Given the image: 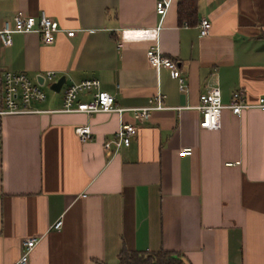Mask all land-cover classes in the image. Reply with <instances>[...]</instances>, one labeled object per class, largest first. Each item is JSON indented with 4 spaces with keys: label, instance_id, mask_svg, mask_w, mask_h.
<instances>
[{
    "label": "crops",
    "instance_id": "1",
    "mask_svg": "<svg viewBox=\"0 0 264 264\" xmlns=\"http://www.w3.org/2000/svg\"><path fill=\"white\" fill-rule=\"evenodd\" d=\"M154 3L0 0V29L17 10L62 29L49 44L34 32L0 41V76H64L57 92L41 86L44 100L31 103L39 112L0 115V264L14 263L26 238L27 264H114L123 248L175 251L188 264H264V108L223 107L216 130L198 126L196 109L212 85L224 105L234 90L247 104L264 96V0H170L160 19ZM154 42L183 90L167 68L148 65ZM87 78L124 109L56 111L62 89ZM157 94L162 108L136 123L127 108ZM120 122H134L135 134L105 150Z\"/></svg>",
    "mask_w": 264,
    "mask_h": 264
},
{
    "label": "built area",
    "instance_id": "2",
    "mask_svg": "<svg viewBox=\"0 0 264 264\" xmlns=\"http://www.w3.org/2000/svg\"><path fill=\"white\" fill-rule=\"evenodd\" d=\"M169 2L170 0H155L154 10L159 19L163 16ZM208 27V20L201 18L197 23L198 34H206ZM59 30L62 29L59 28L56 20L43 13L35 17L17 10L11 15L10 20L3 22L0 29V41L3 45H7L10 42L11 33L34 32L38 34L41 43L49 44ZM64 33L70 36L73 30L66 29ZM145 58L148 65L155 70L159 67L167 68L170 75L176 78L178 89H184V80L176 73L175 64L161 54L157 42H154L145 50ZM40 75L42 82L37 84L31 81L23 72L3 70L0 76V115L39 112L40 110L31 107V103L44 100L45 92L41 86L44 83L52 82L56 78L53 71H44ZM86 90L92 91L90 96L84 100L78 99V95ZM159 98L160 95L157 94L154 98L155 103L150 106L127 108L131 111L134 121L141 123L147 119L150 110L162 108ZM249 106L264 108V96H260L255 104H247L241 99V91L234 90L230 94V100L224 105L220 101L219 88L216 85L209 86L205 91L198 94V104L196 106L199 113L198 126L203 129L216 130L220 126V111L223 107L229 109L233 114H238L242 108ZM123 109L115 105L111 94L99 88L96 78H87L76 83H70L62 89L60 107L56 111L90 114L93 112L120 113ZM136 127L134 122H120L113 136L103 141L102 147L107 150L111 144L115 147L127 145L130 137L135 134ZM73 131L79 141H85L90 137L86 125L75 126ZM180 152L189 154L190 149L181 148ZM59 224L60 220H56L51 227L58 228ZM33 244V238L22 240L20 254L13 264H27V254Z\"/></svg>",
    "mask_w": 264,
    "mask_h": 264
},
{
    "label": "trees",
    "instance_id": "3",
    "mask_svg": "<svg viewBox=\"0 0 264 264\" xmlns=\"http://www.w3.org/2000/svg\"><path fill=\"white\" fill-rule=\"evenodd\" d=\"M114 264H188L178 252L165 250L121 249Z\"/></svg>",
    "mask_w": 264,
    "mask_h": 264
},
{
    "label": "water",
    "instance_id": "4",
    "mask_svg": "<svg viewBox=\"0 0 264 264\" xmlns=\"http://www.w3.org/2000/svg\"><path fill=\"white\" fill-rule=\"evenodd\" d=\"M63 81H64V76L61 75L58 78H56L54 81L50 82L48 85V88L52 91L57 92L60 88V85L63 83ZM36 82L38 84H41V82H42L41 78L37 77Z\"/></svg>",
    "mask_w": 264,
    "mask_h": 264
},
{
    "label": "rangeland",
    "instance_id": "5",
    "mask_svg": "<svg viewBox=\"0 0 264 264\" xmlns=\"http://www.w3.org/2000/svg\"><path fill=\"white\" fill-rule=\"evenodd\" d=\"M43 88L46 90V87L45 86Z\"/></svg>",
    "mask_w": 264,
    "mask_h": 264
}]
</instances>
